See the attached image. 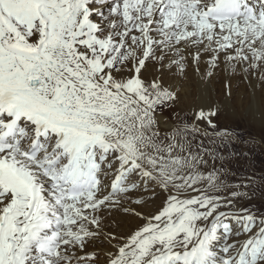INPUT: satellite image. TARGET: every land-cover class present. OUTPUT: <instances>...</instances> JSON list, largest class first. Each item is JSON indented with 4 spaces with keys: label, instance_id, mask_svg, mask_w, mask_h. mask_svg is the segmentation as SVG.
<instances>
[{
    "label": "snow or ice",
    "instance_id": "snow-or-ice-1",
    "mask_svg": "<svg viewBox=\"0 0 264 264\" xmlns=\"http://www.w3.org/2000/svg\"><path fill=\"white\" fill-rule=\"evenodd\" d=\"M244 94L264 0H0V264H264Z\"/></svg>",
    "mask_w": 264,
    "mask_h": 264
},
{
    "label": "bare ground",
    "instance_id": "bare-ground-1",
    "mask_svg": "<svg viewBox=\"0 0 264 264\" xmlns=\"http://www.w3.org/2000/svg\"><path fill=\"white\" fill-rule=\"evenodd\" d=\"M190 76H191V72H190ZM186 87H187V90L189 92H196V91H198V89L196 88L195 78L194 77H192L190 85H187ZM214 87H220V85H214ZM190 99H191V97H185L184 99H182L180 101V106L181 107H184L187 103L190 102ZM250 99L252 100V111H254L256 109V107L258 106V104H259L260 101L257 98L250 97L248 94H244L242 97L239 96V95L236 96V97H234L232 103L227 107V111L228 110H231V111L235 112V114L236 113H246L248 116H250L249 115V100ZM229 113H230V111H229ZM167 116H168V113L165 112L164 116L161 117V119L163 120ZM250 117L253 118L252 116H250ZM219 119H221V118H219ZM253 119H254V122L256 124L254 123L255 125H253L250 128L252 130V133H254L255 135H257L258 138H259L261 135H264V125H262L261 122L259 121L258 113H257L256 117L253 118ZM222 121H223L222 124L221 123L219 124L221 127H227L229 129H237L238 128L237 123L233 119L231 121H229V119H227V120L226 119H223ZM257 122L259 124H257ZM247 129H249V128H247ZM247 129H242V130H244V131L246 130L247 131Z\"/></svg>",
    "mask_w": 264,
    "mask_h": 264
},
{
    "label": "rangeland",
    "instance_id": "rangeland-1",
    "mask_svg": "<svg viewBox=\"0 0 264 264\" xmlns=\"http://www.w3.org/2000/svg\"><path fill=\"white\" fill-rule=\"evenodd\" d=\"M226 111H227V109H225ZM223 108H222V110H221V112H220V114H219V117H218V119H217V123L218 124H222V120L223 119H229V121H231L232 119L237 123V125H238V128H237V130H242V129H247V128H249V129H247V131L248 132H251L252 133V130H251V128L250 127H252L253 125H255L256 123L254 122V119L253 118H251L250 116H248L246 113H236L235 114V112H233V111H231V110H228L227 112L225 111ZM229 111H230V113H229ZM233 114V115H232ZM247 115V116H246ZM243 116V117H242ZM234 117V118H233ZM219 118H221V119H219ZM250 119V120H249ZM257 120V119H256ZM253 121V122H252ZM249 122V123H248ZM255 123V124H254ZM257 124H259L258 122H257ZM246 131V130H245ZM254 136H256L257 137V139H259L258 138V136L257 135H255L254 133H252ZM257 164H259V159L257 160Z\"/></svg>",
    "mask_w": 264,
    "mask_h": 264
}]
</instances>
